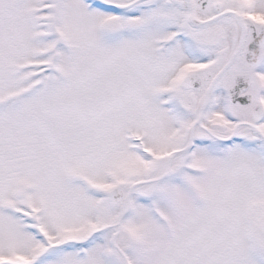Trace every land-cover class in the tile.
I'll use <instances>...</instances> for the list:
<instances>
[{
  "label": "snow or ice",
  "instance_id": "6c2138e0",
  "mask_svg": "<svg viewBox=\"0 0 264 264\" xmlns=\"http://www.w3.org/2000/svg\"><path fill=\"white\" fill-rule=\"evenodd\" d=\"M0 264H264V0H0Z\"/></svg>",
  "mask_w": 264,
  "mask_h": 264
}]
</instances>
